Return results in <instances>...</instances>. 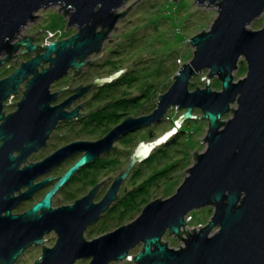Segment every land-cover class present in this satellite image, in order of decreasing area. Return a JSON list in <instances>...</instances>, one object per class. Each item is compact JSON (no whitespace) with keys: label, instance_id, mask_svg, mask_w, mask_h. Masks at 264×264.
<instances>
[{"label":"water","instance_id":"obj_1","mask_svg":"<svg viewBox=\"0 0 264 264\" xmlns=\"http://www.w3.org/2000/svg\"><path fill=\"white\" fill-rule=\"evenodd\" d=\"M128 1L0 0V55L5 50L12 54L20 47H24L21 55L29 54L38 47L31 37L15 40L42 8L62 5L65 15H69L67 26L78 28L68 38L43 45L41 54L0 80V213L6 204L8 211L14 206L11 200L15 190L30 185L17 200L29 197L51 180L31 185L35 177L72 152L86 150L29 211L0 216V264H13L30 241L41 243L43 235L52 230L57 234L55 245L44 248L33 264H74L80 258H90L89 264H109L128 258L130 249L139 243L143 247L135 256L138 264H264V24L259 29L249 27L264 13V0H195L199 7L217 6V17L208 31L189 39L195 47L192 59L179 68L150 114L128 117L98 141L73 142L19 170V164L46 143L60 120L79 116V106L71 111L66 108L91 87L111 83L126 70L79 85L67 99L51 105L62 90L52 92L51 85L70 69L80 72L89 63L88 57L102 49L126 14L119 9ZM241 57L247 62V72L235 82L234 71ZM44 63L49 66L43 67ZM204 69L209 70L206 87L191 91L190 79ZM214 76L221 80V90L211 88ZM24 81L26 89L16 109L3 116V102L13 104L14 94ZM234 102L237 107L232 117L222 120ZM172 107L184 108L178 125L198 117L208 121L203 140L207 147L194 153L196 161L186 170L188 175L175 193L149 202L127 224L90 240L84 237L87 227L117 199L134 163L148 158L162 143L158 138L138 146L127 170L114 179L99 202L93 200L96 186L74 204L51 209L53 195L82 166L110 149L121 134L160 122ZM195 108L202 111L201 116L193 114ZM13 151L19 154L13 156ZM205 206L213 208L209 222L183 236L190 211ZM167 231L182 239L184 245L170 247L163 240Z\"/></svg>","mask_w":264,"mask_h":264},{"label":"rangeland","instance_id":"obj_2","mask_svg":"<svg viewBox=\"0 0 264 264\" xmlns=\"http://www.w3.org/2000/svg\"><path fill=\"white\" fill-rule=\"evenodd\" d=\"M131 5L132 7L129 8ZM59 8H61V11H59ZM119 12H126V14L119 19L116 29L110 33L108 39L103 43L102 49L88 57V61L96 60L90 65L85 66L79 75H70L55 81L51 85L52 91L58 90L63 86H75L77 84L87 85L97 78L114 75L121 70L126 69L120 74L121 76L131 69L132 71H129L131 75H126V78L132 76L133 79V75L139 76V78L130 82V84L125 83L119 85L120 87L115 92V96L119 98L121 96L134 97L138 94L142 95L143 90L146 87L144 81H149L151 78L154 79L153 75L147 76V74L154 70L156 63H161V72L158 75V80L163 82L157 90H164L167 86L170 87L175 79V74L183 65V62L190 61L193 57L195 47L190 44L189 39L202 31H208L210 29L213 21L217 17V6L206 5L199 7L195 0H177L176 2L173 0H129L119 9ZM35 15L39 16L35 17L33 21H30L22 28L20 36L35 35V33L40 30L37 33L39 37L36 41L45 45L53 40L68 38L78 32L76 26H67L69 15H65L62 5H54L46 9L42 8L36 12ZM263 24L264 13L255 18L249 27L252 29H259ZM135 30L138 31L137 34ZM130 34H132V38H136V45L128 48L125 52L120 54L115 53L111 56V51H115L116 49L114 48L116 47L119 48L117 45L129 37ZM124 45L126 44L124 43L120 46ZM32 56L33 54L23 55L20 57V60L25 61ZM162 59H164L163 62H161ZM180 59L182 61H180ZM10 65L11 66L8 65V67L0 69V76L11 73L15 66L12 64ZM43 67H48V63H44ZM208 72V69L197 72L190 79L189 89L193 91L197 87L205 88V76L208 75ZM246 72L247 62L241 57L238 62V68L234 71V81L236 82L238 79L243 78L246 75ZM120 76L117 79H119ZM211 82L212 89H222L221 80L216 76L211 79ZM101 87L102 88L94 87L90 89L79 100L118 101L112 100L113 95L105 98L106 93L102 92V95L100 94V96L94 99V95L97 92H100L99 89H108L105 87V84ZM25 89L26 86L23 84L21 86L22 95L23 90ZM150 91L151 90L146 91L147 95H144L143 97L140 96L137 100H131L135 102L136 113L138 115L145 113L148 114L156 108L159 94L162 92L157 91L152 95L149 94ZM65 95L66 93L62 92L54 103L62 100ZM20 97L21 94L15 96L12 101L15 102V100H19ZM236 107L237 102L232 103L231 111L223 114L221 119L226 121L231 118L233 110ZM14 109H16V106L14 105L6 108L8 112H13ZM182 110H184V108H169L160 122L132 131L127 138L118 142L115 153H118V155L120 154L121 161L127 160V154H130L134 149H137L141 143L153 139L154 134L157 136L160 135V139L157 138L159 143L165 142L166 139L175 132V127L180 126L176 123V125L172 127L171 121L172 119H175L177 114L179 115L183 112ZM194 110L196 116H201L202 111L200 109L195 108ZM112 123V121H109L102 127H97L98 129L95 130H83L79 126L67 130L66 132L60 130L64 135L60 136L58 139L52 140L50 143V150L34 154L30 156L26 162H33L42 158L54 147H57L59 144L68 141L69 139L96 137L104 132ZM207 129L208 121L198 117L195 121H191V124L188 127V132L180 138V141L176 143V145H167L163 147L166 149V156L160 155L164 149L160 148L157 150L158 147L162 146L161 143L157 144L152 151L155 152L157 150L158 155L153 158L149 156L146 159L138 160V168L136 167L120 186L119 192L121 199L116 202L109 212L105 211L98 222L96 221L89 226L84 233L85 238L90 240L112 231L121 225L127 224L136 219L141 214L145 205L149 202L157 198H167L175 193L176 189L188 175V171L186 170L196 161L194 153H200L206 149L207 143L203 140L207 133ZM112 156L114 155H107L106 157H103L102 160H108ZM115 163L116 162H112L109 167H101L100 170L89 173L86 175L87 180L81 179L76 182V184L81 181H87L88 183L92 182V184L94 182H101L104 184L103 191H106L112 183L113 177L118 173L116 172L118 166H115ZM167 166H172V169L163 174L155 173ZM143 183H145L143 187L146 188V191L140 195L139 198L143 199H141L139 203L140 205L137 207L136 190L137 187ZM102 192L96 197V199L101 196ZM73 198H75V195L65 198V195L63 194L61 197H56L55 205L71 202ZM127 202H129V205ZM212 212V206H205L190 211V215L188 214V217L190 218L189 223L187 226L183 227V231L184 229L185 231H192L194 228L197 229L204 226L209 222ZM183 236H187L186 232L183 233ZM45 238L43 245L53 246L55 244V233L46 235ZM163 240L172 248H180L184 245L182 239L178 238L176 235L169 234L168 231L164 234ZM142 247L143 243L137 244L130 249L128 258L114 260L109 262V264H138L135 261V256L141 251ZM41 255L42 245L37 249H29L19 255L14 264H33L41 257ZM89 261L90 258H80L77 259L74 264H89Z\"/></svg>","mask_w":264,"mask_h":264},{"label":"flooded vegetation","instance_id":"obj_3","mask_svg":"<svg viewBox=\"0 0 264 264\" xmlns=\"http://www.w3.org/2000/svg\"><path fill=\"white\" fill-rule=\"evenodd\" d=\"M20 34L18 35V37L16 38L15 41L21 40V39H23L25 37H31L33 39V43H35V44L38 45V47L32 53H29V54H33L32 57H35V56L41 54L44 51L43 44H40L39 42L36 41V40H38V37H39L38 34H35V35H22V36H20ZM23 49H24V47H20L18 49V51L13 52L12 54L8 53L5 50L0 55V60L5 59L8 56H10V58L9 59H5L6 61L4 63L0 64V69H2L4 67L6 68V67H8V65L11 66L10 64H12V65L15 66V68L11 71V73L14 72L15 69L21 63L24 62V61L20 60V57L23 56V55H28V54L21 55V51ZM32 57H29L28 59H30ZM90 64H91V62L89 61V63L86 66H88ZM48 66H49V64H48ZM40 70H41V67H40ZM81 72H82V70L80 72H77L74 69H70L68 71V73L64 77L70 76V75H74V76L75 75H79ZM11 73L6 74V75H1L0 76V80L6 78ZM23 84H25V86H26V81L22 82L19 85L18 92L16 94H14V98H15V96H19L20 94H21V97H22L21 86ZM79 85H82V84H77L75 86H63V87H61L60 89H62V90L58 94V97L60 96V94L62 92H65L66 95L62 98V100H60L59 102H56V103L52 102L51 105H56L58 103H61L65 99H67L69 96H71L74 93V88H76ZM94 87H97V86H93V87H91V89L94 88ZM52 92H54V91H52ZM23 93H24V90H23ZM20 98H19V100H20ZM79 99L76 100L75 102H73L68 108H66L67 111H71L72 109H74L77 106H79L80 107L79 108V116L78 117L71 118V119H62V120H60L57 123V125L54 127V129L51 131L48 139L46 140V143L38 151L32 152L28 156V158L30 156H32L34 154H37V153H40L42 151L47 152L48 150H50L51 149L50 148V143L52 142V140L58 139L60 136H63L64 135V133L62 131L66 132L67 130H70V129L75 128V127H78V126L81 127L83 130H85V129H87V130L94 129L95 130V129H98L97 127H99V126L102 127L104 124L108 123L109 121H112L113 123L109 127H107V129L104 132H102L101 134H99L96 137H93V138H83V137H81V138H76V139H72V140L69 139L68 141H64L63 143L59 144L57 147H54L50 152H48L42 158L37 159L36 161L27 163L26 162L28 160V158H27L26 161H22L19 164V170H23L27 165H29L31 163H37V162L43 160L44 158H46L47 156H49L53 152L57 151L61 147L65 146V145H68V144H71L73 142L82 141V140H84V141H98V140L102 139L105 135H107V133L109 131H111L114 127H116L118 124H120L121 122H123L126 118H128V117H134L135 118L137 116H141V115H145L146 114L145 113V114L138 115L136 113L135 102H133V101H87V100L80 101ZM19 100H15V102H13V104H11V105L16 106V103ZM7 102H8V100H5L3 102V107H2V110H1V113H2L3 116H7L9 113L12 112V111L8 112L6 110L7 107L11 106V105H8ZM150 113H148V114H150ZM1 123H2V119H0V124ZM60 130H62V131H60ZM131 133H132V131L121 134L113 142V144L110 147V149H108L105 152H102L95 159H93L90 163H88L87 165L82 166L77 172H75L71 176L70 180L67 183H65L63 186H61L58 189V191L51 198V209L57 208V207H61V206H66V205H72V204H74L76 202V200H78V199L84 197L85 195H87L96 186H97V191L95 193V196H94V199L93 200H94L95 203L96 202H99L104 197V195L106 194L107 190L109 189V187L111 186L112 183L106 189V191H103L104 184L101 183V182H98V183L97 182L96 183L94 182L93 184H92V182L91 183H88L87 181H81L80 183H77V184H76V182L80 181L81 179L87 180V176L86 175H88L89 173H92L93 171L100 170L101 167H103V168H105L107 166L109 167L111 165L110 163H112V162H116L114 165L115 166H118L116 168V172H118V173H117V175L115 177H113L112 182L114 181V179L119 174H121L124 171H126L127 168H128V166H129V164H130V162H131V160H132L133 154H134V152H135L136 149H134V151L131 152L130 154H127V157L128 158H127V160H124V161H121L120 154L118 155V153H115V151L117 149V146L116 145L118 144V142H121L122 139L127 138L128 135H130ZM150 141L151 140H149L147 142H150ZM0 143H1V141H0ZM84 153H86V150L85 151L76 150V151L72 152L70 155H68L67 157H65L64 159H62L60 162H58L55 165H53L45 173L40 174L37 177H35L32 180V184L31 185L39 184V183H41L42 181H44V180H46L48 178H51V180L48 181V182H46L43 186L36 188L29 197H26L24 199L17 200V197L21 196V194L26 193L30 189V185H24V186L20 187L19 189L15 190L13 192V200H11V202L14 204V206L11 208L10 211H8V207H9L8 205L9 204H6L7 207H5V208L3 206L2 207L3 210L1 211L0 216L4 217V216H6L8 214V212H9L10 215H22V214L26 213L27 211H29L34 206V204H36L37 202H39L40 200L43 199V197L45 196V194L53 187V185L58 181V179ZM18 154H19L18 151H13L12 152V155L13 156H17ZM112 154L114 156H112L110 159H108V160H102L103 157H106L107 155H112ZM137 166H138V161H136L134 163V165L130 168V171H129V175L128 176H130L131 172H133ZM86 189H87V191H86ZM101 192H102L101 196L96 199V197H98ZM63 194L65 195V198H68L71 195H73V196L75 195V198H73V200L71 202H67L65 204L63 203L61 205H55V199H56V197L57 198L59 196L61 197V195H63ZM9 196L10 195H7V199H8ZM119 198H120V192L118 190V192H117V199L110 204L109 209L106 210V211L109 212L111 210V208L116 204V202H118ZM40 212H41V210L37 214H39ZM100 217H99V219H100ZM98 220H97V222H98ZM89 226L87 227V229L89 228ZM85 231H84V233H85ZM51 233H55V236H56V239H57V234H56L55 230H52V231H50L48 233H45L43 235V237H42V240L43 241L41 243H35L34 241H30L29 245L23 250L22 253H24L25 251H27L29 249H37L40 245H42V253H43L44 248H46V247L47 248L53 247L55 244L53 246L43 245V242L46 239L45 238L46 235H49ZM87 240H89V239H87ZM55 243H56V240H55Z\"/></svg>","mask_w":264,"mask_h":264},{"label":"trees","instance_id":"obj_4","mask_svg":"<svg viewBox=\"0 0 264 264\" xmlns=\"http://www.w3.org/2000/svg\"><path fill=\"white\" fill-rule=\"evenodd\" d=\"M135 32H136V34L138 33L137 30H135ZM136 34H134V35H136ZM124 43L126 45L120 46L121 44H124ZM135 45H136V38H132V34H130L129 37H127L125 40H123V42H121V43H119L117 45L119 48L116 47V48H114V49H116L115 51L114 50L111 51V56H113V54H115V53L120 54L122 52H125V51L128 50V48H131V47H133ZM174 56H175V63H176V54ZM142 61H144V60H142ZM163 61H164V59L161 60V62H163ZM180 61H182V60L180 59ZM183 64H184V62H183ZM130 70L131 69H129L126 73H124L123 75H121L119 79H115L111 83L105 84V87L108 88V89L107 90L99 89L100 92H97L94 95V99L97 98L98 96H100V94L102 95V93H106L105 98L110 97L111 95H113L112 100L131 101V100H137L138 98H140V96L143 97L144 95H147L146 94V91L151 90L149 92V94H152V95L155 94L157 91L158 92L161 91L162 92L161 94H163L169 88V86H167L164 90H157L158 88H160L161 83H163V82H161V81L158 80V75L161 72V63H156V67L154 68V70L151 73L147 74V76L148 75H150V76L153 75L154 76V79L151 78L149 81L148 80L147 81H144L143 80L144 83L146 84V87L144 88L142 95L141 94L140 95L138 94V95H136L134 97L121 96V97L117 98L115 96V92L120 87L119 85H123L125 83L130 84V82H132L134 80H137L139 78V76H136V75L135 76L133 75V79H132V76H130L129 78H126V75H128V74L131 75L130 72L132 70L131 71ZM144 75H146V74H144ZM124 79H126V80H124ZM211 84H212V82H211ZM205 85H206V83H205ZM97 87L102 88L101 86H97ZM102 90H104V91H102ZM107 94H110V95H107ZM161 94H159V97H160ZM182 111H184V110H182ZM181 113L179 115L177 114L175 116V119H172V121H171L172 122V127H174L176 125V120L181 115ZM193 114H196L195 110L193 111ZM191 121H195V119L185 120L179 127H177L176 131L171 136H169L165 142H163L161 144L162 146L157 148V150L160 149V148L164 149L163 152H162V154H160L161 156H166V154H165V150L166 149L163 148L164 146H167V145H176V143H178L180 141V138L183 135H186V133L188 132V127L191 124ZM159 137H160V135L157 136V135L154 134L153 139H151V141L156 140ZM157 150L155 152H151V155L150 156L152 158L154 156L158 155L157 154L158 153ZM169 166H167L166 168H164V169H162L160 171H156L155 173H160V174L166 173V172H168L169 170L172 169V166L171 167H169ZM144 185H145V183H143L142 185H140L139 187H137V190H136V192H137V194H136L137 195L136 206L137 207H138V205H140L139 203H140L141 199H143V198H141V199L139 198L140 195H142L146 191V188L143 187ZM138 192H140V193H138ZM119 199H121V197ZM127 204L129 205V202H127ZM188 232L189 231H186V233H188Z\"/></svg>","mask_w":264,"mask_h":264},{"label":"built area","instance_id":"obj_5","mask_svg":"<svg viewBox=\"0 0 264 264\" xmlns=\"http://www.w3.org/2000/svg\"><path fill=\"white\" fill-rule=\"evenodd\" d=\"M183 230V229H182Z\"/></svg>","mask_w":264,"mask_h":264}]
</instances>
